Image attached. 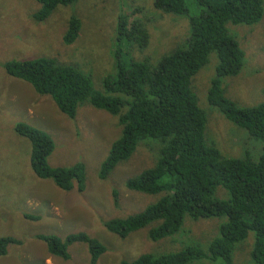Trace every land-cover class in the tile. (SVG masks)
Masks as SVG:
<instances>
[{
	"label": "rangeland",
	"instance_id": "374dc122",
	"mask_svg": "<svg viewBox=\"0 0 264 264\" xmlns=\"http://www.w3.org/2000/svg\"><path fill=\"white\" fill-rule=\"evenodd\" d=\"M190 3V2H189ZM40 8L36 0H0V237L10 236L0 264H89L85 243L68 246V259L49 253L38 235L86 233L96 239L104 251L95 264H120L141 254L159 255L177 252L187 245L206 249L218 234L219 217L184 218L181 229L157 241L148 238V229L120 237L110 232L105 222L138 213L161 194L151 195L129 190L125 181L150 168L158 155V144L151 139L138 143L135 151L105 177L99 170L111 143L120 135L117 117L84 102L74 116L63 114L49 95L39 94L32 86L7 74L3 63L10 59L45 56L59 64L76 67L90 76L96 91L103 92V79L114 78L118 64L147 60L152 66L163 55L182 45L189 34L188 15L166 13L154 0H77L59 5L47 18L38 21L33 14ZM264 8V0H263ZM192 10V9H191ZM79 22L77 38L71 44L62 41L69 19ZM126 30L143 27L147 43L117 39L120 21ZM136 24V25H133ZM228 34L244 53L240 71L222 79L226 96L242 106L264 102V9L254 24H226ZM218 63L211 52L207 63L192 77L191 89L198 107L206 113L205 139L223 155L241 157L248 153L258 158L262 142L251 139L245 129L228 120L207 101L211 79ZM24 122L46 132L54 149L47 158L51 167L84 165L83 189L77 182L69 191L58 188L51 178H41L30 167V140L17 133L14 125ZM218 187L216 196L227 197ZM253 233L238 244L233 264H256L250 256ZM207 259L188 264H220Z\"/></svg>",
	"mask_w": 264,
	"mask_h": 264
},
{
	"label": "trees",
	"instance_id": "16d2710c",
	"mask_svg": "<svg viewBox=\"0 0 264 264\" xmlns=\"http://www.w3.org/2000/svg\"><path fill=\"white\" fill-rule=\"evenodd\" d=\"M40 8L35 20L47 18L59 5L77 0H36ZM190 2V3H189ZM156 8L166 13L188 15L190 32L182 45L163 55L153 66L147 61L118 64L112 79H103V92L96 91L90 76L76 67L59 64L45 56L10 59L3 63L5 72L28 82L35 92L49 95L56 107L74 116L78 105L89 102L117 117L120 135L111 143L103 160L99 178H105L116 165L127 160L139 142L151 139L158 144V155L152 167L125 181L129 190L161 194L138 213L105 222L106 228L120 237L155 223L148 238L157 241L178 232L184 218L219 217L218 234L206 249L187 245L177 252L159 255L141 254L120 264H188L207 259L233 264L238 244L252 232L250 256L264 264V102L242 106L229 99L222 79L236 75L244 53L228 34L226 24H254L263 14V0H154ZM192 9V10H191ZM136 25V24H133ZM62 41L71 44L78 36L79 22L68 21ZM137 41L143 47L148 40L145 28L126 30L120 21L117 39ZM216 52L218 63L211 79L207 101L249 137L262 142L258 158L223 155L205 139L206 113L198 107L191 89L192 77L204 66L209 54ZM17 133L31 142L30 167L35 175L51 178L55 185L69 191L73 181L83 189L84 165L77 162L66 167H51L47 158L54 149L52 138L44 131L24 122L14 125ZM223 187L227 197L216 196ZM39 238L46 241L49 253L68 259L67 248L78 242L87 244L89 264H95L104 247L84 232ZM13 237H0V254Z\"/></svg>",
	"mask_w": 264,
	"mask_h": 264
}]
</instances>
